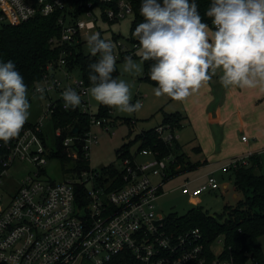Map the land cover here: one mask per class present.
<instances>
[{
    "label": "built area",
    "instance_id": "2783aa9c",
    "mask_svg": "<svg viewBox=\"0 0 264 264\" xmlns=\"http://www.w3.org/2000/svg\"><path fill=\"white\" fill-rule=\"evenodd\" d=\"M103 4L110 7L104 10ZM58 13L61 14L58 19L61 34L51 43L70 49L83 43V38L98 29L100 23L111 25L133 16V6L130 0H0V29ZM114 35L107 41L114 45L116 63L124 61L128 55L136 59L138 42ZM72 56L70 49L60 59L50 62L28 99L31 102V96L40 97L36 89L44 88L45 117L52 124L56 113L71 110L65 109L62 92L72 88L81 95L79 107L90 118L89 130L82 132L81 129L75 134V125L70 127L72 135L64 138L63 146L72 162L91 164V148L98 141L93 127H102L111 134L115 122L90 111L85 100L89 87L79 67L70 60ZM44 129V122L35 125L26 122L17 138L8 144L0 141L2 176L16 163H27L31 167L22 177L16 193L6 197L0 192V264H80L84 260L109 264L126 254L140 264H233L222 258L224 238L220 236V240L215 239L207 246L199 229L170 231L168 217L161 216L158 201L164 195L163 187L175 166L176 155L162 156L152 149H142L135 156L120 159L118 166L113 165L117 174L109 181L104 170L97 172L91 165L88 171H79L58 181L48 174L51 162H58L52 159L58 147H48ZM173 131L170 125H160L155 133L171 146L176 139ZM55 137L57 143L63 137V130L56 129ZM242 140L248 141L246 137ZM141 157L147 160L140 162ZM248 165L247 155L237 157L222 173L232 175L236 169ZM159 178L163 182H155ZM192 183L186 180L181 191L190 196L194 204L200 203L199 198L204 193L222 190L214 175H209L201 186L192 187ZM81 189L85 192L78 198ZM217 243L224 246L220 256L214 254Z\"/></svg>",
    "mask_w": 264,
    "mask_h": 264
},
{
    "label": "clouds",
    "instance_id": "9594fccd",
    "mask_svg": "<svg viewBox=\"0 0 264 264\" xmlns=\"http://www.w3.org/2000/svg\"><path fill=\"white\" fill-rule=\"evenodd\" d=\"M132 35L138 41L136 53L142 62L152 61L149 76L157 85L156 97L183 101L219 73L226 89L264 91V0H212L206 15L210 28L202 22L197 5L189 0H143ZM92 57L88 93L100 104L120 112H138L142 104L131 102L129 83L113 76L116 56L111 41L92 32L86 37ZM123 73H140L131 55L124 57ZM43 98L44 88L36 89ZM65 109L82 103L74 89L62 92ZM31 105L28 87L12 61L0 62V141L17 138L28 121Z\"/></svg>",
    "mask_w": 264,
    "mask_h": 264
},
{
    "label": "rangeland",
    "instance_id": "374dc122",
    "mask_svg": "<svg viewBox=\"0 0 264 264\" xmlns=\"http://www.w3.org/2000/svg\"><path fill=\"white\" fill-rule=\"evenodd\" d=\"M133 21L134 16H128L113 25L100 23L98 29L93 32H103L105 40L112 39L114 34L121 35L125 40H131ZM209 27L214 28L212 24ZM83 43V52L85 55H89L90 50L85 37ZM138 57L134 60L140 64V73H123L124 61L116 65H118V79H123L130 85L131 102L134 104L139 100L142 107L138 112L131 114L109 107L110 120L117 123L110 129L111 134H108L102 127H93V133L98 135V141L91 148V169L101 173L109 166H118L121 164V160L117 156L118 149L134 141L136 136L143 131L162 125L166 114L182 113L184 117L187 116V120L183 122L181 128L173 131L182 148L180 152L189 157L193 163L201 162L203 167L196 168L186 174L183 173L170 182H166L163 187L164 195L158 201V210L161 216L169 217L170 215L184 216L193 209H202L211 215L219 216L218 222L222 223L223 219L220 216L229 199L222 195V190L215 193H204L199 198L200 203L194 204L190 196L182 193L181 187L188 179L193 182L192 187L201 186L207 182L209 175H214L222 185L225 176L222 169L232 159L251 155V152H243L244 148L240 145L243 137L250 140V145H255L254 149L258 151L257 154L262 161L263 169L259 173L264 174V116L259 114L256 106H251L253 98L240 96L243 89L224 88L219 83V73L209 83L183 101H175L167 96L156 97L153 91L156 86L144 79L141 80V77L145 75L144 62ZM30 99V115L27 122L31 125L44 122V130L48 135V147L56 149V128L45 117V98L31 96ZM85 100L90 106V111L96 116L99 115L100 107L103 104L95 101L89 93ZM223 106L225 114L221 113ZM200 146L203 150L202 153L196 149ZM130 147V153L135 156L141 144L136 142ZM146 160V158H139L140 162ZM30 170L31 167L27 163H16L7 175L0 178V192L6 197L12 196L19 188L22 177L24 178ZM48 174L52 179L58 181L71 177L69 174H64L58 162H51L48 166ZM104 174L106 173L104 172ZM226 176L229 177L230 174ZM155 182L161 183L163 180L159 178L155 179ZM242 199L243 196L236 200L235 205ZM260 246L264 255V235L260 238ZM214 248L216 256H220L224 250L221 243L215 244ZM80 264L92 263L84 260Z\"/></svg>",
    "mask_w": 264,
    "mask_h": 264
},
{
    "label": "trees",
    "instance_id": "16d2710c",
    "mask_svg": "<svg viewBox=\"0 0 264 264\" xmlns=\"http://www.w3.org/2000/svg\"><path fill=\"white\" fill-rule=\"evenodd\" d=\"M133 6L134 21L131 26L133 33L137 24L144 22V17L140 15V8L143 0H130ZM158 3H163V0H157ZM193 0H189L192 3ZM197 5V11L201 16L202 22L211 25L212 18L206 13L212 4V0H194ZM105 10L109 8V4L101 5ZM60 13L50 17L38 16L26 23L18 26L7 25L0 29V62L12 61L16 65L17 70L24 78V82L28 87V96L36 82L43 78L46 67L50 62L60 59L63 53L73 51V56L70 60L73 64L79 67L82 77L88 87L89 82V65L99 58L92 57L91 54L85 55L83 52V44H78L70 49L64 46H55L51 43L54 38H59L61 27L58 19ZM110 23L111 25L115 24ZM101 38L103 32L100 33ZM115 38L119 37L114 35ZM131 41L138 42L131 34ZM139 58V57H138ZM119 63V62H118ZM152 61H144V80L157 86L151 81L149 72ZM117 64V63H116ZM118 65L113 76L118 78ZM110 110L108 106L100 107L98 117H107L110 119ZM186 120L181 113L166 114L162 125H170L175 130L181 128ZM117 123V122H115ZM52 125L57 130H63V137L57 140L58 152L52 155V159H58L64 174L74 176L77 172L90 169L88 161L72 162L67 150L63 146V140L67 136L72 135L70 127L78 125L81 131H87L90 127V118L83 113L80 107L71 109L69 112L59 111L52 120ZM157 128V127H156ZM156 128L143 131L138 134L134 141L125 144L117 150L119 159L125 156L132 155L130 146L139 142L140 149H152L155 152H160L162 156L169 154L176 155L175 166L170 171V176L167 181L170 182L173 178L198 167H203L201 162L193 163L185 154H181V146L175 139L173 145L163 141L156 132ZM55 129V130H56ZM133 132V131H132ZM199 153H202L200 147L196 148ZM249 165L241 166L232 173V179L235 190L242 194L243 199L238 201L233 206L225 205L222 215V223L218 222L219 216L211 215L202 209H193L184 216L170 215L167 218L168 228L170 231H188L191 229H199L205 236L207 246H210L215 239H225V252L223 259L232 262L233 264H264V255L260 246V238L264 235V174L259 173L262 168V161L258 154L248 156ZM113 166L104 169L106 181L114 178L117 174ZM4 172V168L0 166V176ZM85 190L79 191L78 198L81 194L84 195ZM81 201V199H79ZM242 230V232H240ZM109 264H140L131 255H124L114 260Z\"/></svg>",
    "mask_w": 264,
    "mask_h": 264
},
{
    "label": "crops",
    "instance_id": "0c3cea01",
    "mask_svg": "<svg viewBox=\"0 0 264 264\" xmlns=\"http://www.w3.org/2000/svg\"><path fill=\"white\" fill-rule=\"evenodd\" d=\"M143 79H141V80H143ZM203 86H205V85H203ZM240 96H248V97L253 98L254 100H253L251 106H256V110H258L259 114L261 116H264V91H261L259 88H257V89H243ZM223 110H224V106L222 107L221 113L225 114ZM218 115L220 116L219 111H218ZM185 117L187 120V116H185ZM255 134L257 135V133H255ZM240 145L244 148L243 152H251L250 154H257V152H258L256 149H254L255 145H250V140H248L246 142H244L242 140ZM200 148L202 150L201 146H200ZM202 152H203V150H202ZM223 175H225V176H224V181L222 184V191L221 192H222V195L224 197H226L227 199L229 198L228 203L226 205L233 206V204L235 205L236 200H238L242 196V194L239 192H236L233 180L231 178V174L229 177L226 176L227 174H223ZM225 177H226V179H225ZM232 185L234 186L233 188H232Z\"/></svg>",
    "mask_w": 264,
    "mask_h": 264
},
{
    "label": "water",
    "instance_id": "95a60500",
    "mask_svg": "<svg viewBox=\"0 0 264 264\" xmlns=\"http://www.w3.org/2000/svg\"><path fill=\"white\" fill-rule=\"evenodd\" d=\"M143 78H144V76L141 77V79H143ZM79 130H81L80 127L78 125H76L73 132L76 134L77 132H79Z\"/></svg>",
    "mask_w": 264,
    "mask_h": 264
}]
</instances>
